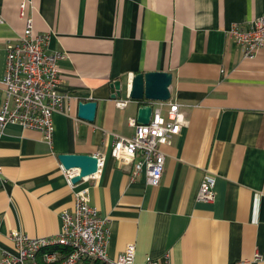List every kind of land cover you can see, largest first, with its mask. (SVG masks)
Returning a JSON list of instances; mask_svg holds the SVG:
<instances>
[{"label":"crops","instance_id":"crops-1","mask_svg":"<svg viewBox=\"0 0 264 264\" xmlns=\"http://www.w3.org/2000/svg\"><path fill=\"white\" fill-rule=\"evenodd\" d=\"M24 4V9L22 5ZM31 18L62 52L60 90L66 112L54 113L53 136L8 124L0 137V259L13 254L11 233L48 237L74 192L109 220L107 255L135 246V260L170 264H264V48L253 60L227 35L264 14V0H0V108L5 46ZM172 74L170 100L185 123L168 146L158 185L110 155L113 134L130 137L141 104L111 99L110 83L138 73ZM127 100L125 106L118 101ZM94 101L93 122L77 116ZM160 102V101H157ZM157 106L155 105L154 108ZM163 106L162 110L166 111ZM101 155L95 180L67 185L58 155ZM215 198L198 202L205 174Z\"/></svg>","mask_w":264,"mask_h":264},{"label":"built area","instance_id":"built-area-1","mask_svg":"<svg viewBox=\"0 0 264 264\" xmlns=\"http://www.w3.org/2000/svg\"><path fill=\"white\" fill-rule=\"evenodd\" d=\"M24 9V4L22 5ZM23 33L5 46V69L3 78L4 98L0 108V137L8 124L23 129L38 131L47 144L53 136L54 113L68 111V97L60 90L61 67L65 54L47 52L48 36L33 34L31 18L24 17ZM228 37L241 48L242 57L253 60L264 48V14L245 23V27L233 26ZM127 100L118 101L125 106ZM157 106L154 108V106ZM166 106V111H163ZM185 123L178 105L167 102H152V113L147 125L137 123L135 118L128 124L133 128L130 137L113 134L110 155L123 163H132L137 155L141 160L133 164L130 179L144 173L148 185L159 184L165 163L162 146H168L179 134ZM96 173L82 177L81 181L95 180L103 165L104 157L96 155ZM64 179L73 187L72 179L79 169L65 170L60 164ZM1 172V170H0ZM79 183V182H78ZM77 184V183H76ZM215 198L214 175L205 174L200 183L196 200L211 203ZM109 220L90 205L89 189L85 187L73 194V208L60 214V230L48 237H30L14 232L9 235L13 254H4L0 264H170V254L163 259L135 260V246L127 245L115 259L107 255ZM255 260L264 259L258 254ZM239 261L235 264H247Z\"/></svg>","mask_w":264,"mask_h":264},{"label":"water","instance_id":"water-1","mask_svg":"<svg viewBox=\"0 0 264 264\" xmlns=\"http://www.w3.org/2000/svg\"><path fill=\"white\" fill-rule=\"evenodd\" d=\"M172 74L168 72L138 73L131 79H117L110 83L111 99H121L123 93L129 102L141 104L137 109L136 121L147 125L152 113V102H165L170 100L169 87ZM97 105L94 101L78 103L77 116L79 119L93 122ZM58 161L65 170L79 169V174L72 179V183L80 182L82 177L90 176L97 171L96 155L60 154Z\"/></svg>","mask_w":264,"mask_h":264}]
</instances>
